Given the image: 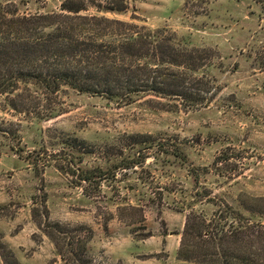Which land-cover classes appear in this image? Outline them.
<instances>
[{
  "label": "rangeland",
  "instance_id": "1",
  "mask_svg": "<svg viewBox=\"0 0 264 264\" xmlns=\"http://www.w3.org/2000/svg\"><path fill=\"white\" fill-rule=\"evenodd\" d=\"M9 1L24 12L56 10L61 2L0 4ZM127 2L126 10L103 14L165 26L189 45L210 49L201 70L211 88L201 105L170 108L149 95L119 105L63 87L46 118L17 112L0 96V242L19 264H202L177 257L187 205L209 216L227 201L264 224L257 212L264 208L262 6L253 0ZM130 133L152 135L140 166L116 170L99 192L78 184V163L68 161L65 141L83 139L93 152L82 164L94 167L105 163L109 147L133 154ZM52 222L66 230L56 245L43 231ZM77 225L89 229L88 239Z\"/></svg>",
  "mask_w": 264,
  "mask_h": 264
},
{
  "label": "trees",
  "instance_id": "2",
  "mask_svg": "<svg viewBox=\"0 0 264 264\" xmlns=\"http://www.w3.org/2000/svg\"><path fill=\"white\" fill-rule=\"evenodd\" d=\"M253 1L264 10V0ZM127 8V0H61L56 10L34 12L19 11L11 1L0 4L3 102L17 112L51 117L52 98L66 87L119 105L146 95L168 103L170 108L201 105L212 80L201 69L209 63L212 51L189 45L165 26L150 28L103 14ZM47 108L49 114L41 115ZM151 136L126 135V144L132 149L137 146L133 154L124 156L123 148L113 151L109 147L102 152L105 163L94 167L82 164L83 158L93 152L83 139L74 138L64 144L71 154L68 161L71 165L78 163V184H89L99 192L101 182L113 178L116 170L141 165L153 145L149 143ZM116 155L120 157L110 158ZM71 167L68 170L75 173ZM191 175L197 182L196 169ZM217 206L208 216L187 205L177 257L202 264H264V224L227 201ZM243 208L250 214L254 212ZM257 212L264 216V208ZM44 226V233L55 245L57 234L66 232L58 222ZM75 228L84 229L87 235L83 238H89L85 226ZM76 236L80 241L79 234ZM0 255L4 264H19L2 242Z\"/></svg>",
  "mask_w": 264,
  "mask_h": 264
}]
</instances>
